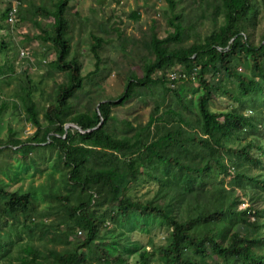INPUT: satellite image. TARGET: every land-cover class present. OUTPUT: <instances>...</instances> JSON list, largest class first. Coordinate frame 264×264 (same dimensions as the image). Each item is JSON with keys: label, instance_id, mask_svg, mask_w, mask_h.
<instances>
[{"label": "trees", "instance_id": "trees-1", "mask_svg": "<svg viewBox=\"0 0 264 264\" xmlns=\"http://www.w3.org/2000/svg\"><path fill=\"white\" fill-rule=\"evenodd\" d=\"M68 1L58 0L53 31L45 30L56 48L54 66L66 69V81L57 86L44 111L46 124L39 120L30 89L23 95L27 117L36 129L27 139L31 142L22 148L45 141L57 148L75 202L68 194H56L54 212H61L63 222L73 220V227L85 230L86 235L70 248L50 245L42 249L26 242L14 264H148L154 253L133 239L131 230L134 223L145 228L153 221L171 227L167 245L160 249L164 264H211V258L221 264H264V117L255 105V101H264V37L255 42L254 22L247 15L253 0H198L199 19L216 21L222 15V22L203 36L194 29V20L183 23L186 18L175 9L176 1L167 0L172 29L161 37L152 31L143 41L149 58L142 66V76L129 74L119 100L124 103L135 96L148 103L151 111L141 125L125 120V131L108 125L112 116L109 102H99L91 110L72 109L70 98L77 96L83 77L79 59L66 58L70 51L65 16ZM36 9L51 14L42 5ZM183 33L195 37L185 43ZM100 47L101 38L95 36L91 51L98 63ZM180 65L182 73L194 72L192 78L200 87L194 108L183 102L177 86L165 85L163 76H151L156 69ZM7 69H13L12 64ZM135 86H143L145 92H138ZM220 94L231 102L217 108L215 97ZM6 103L0 104V114ZM246 107L254 113H247ZM161 120L177 125L144 141L143 134L151 124ZM66 122L78 127L66 128ZM251 131L254 134L246 137ZM230 135L243 140L228 144L225 138ZM10 141L14 145L21 142L16 137ZM214 165L234 173V180L248 195L247 205L234 203V189H226L217 180ZM158 166L174 167L175 173L159 176L154 172ZM140 177L153 178L154 191L144 198L132 197L128 190ZM0 193L4 195L0 204L3 257L11 249V239L1 223L30 213L32 192L7 189L0 182ZM26 227L32 229L33 220ZM131 256H136L134 261L129 260Z\"/></svg>", "mask_w": 264, "mask_h": 264}, {"label": "rangeland", "instance_id": "rangeland-1", "mask_svg": "<svg viewBox=\"0 0 264 264\" xmlns=\"http://www.w3.org/2000/svg\"><path fill=\"white\" fill-rule=\"evenodd\" d=\"M177 12L183 13L186 21H195V28L201 36L210 33L222 22V15L214 21L211 17L199 19L196 13H202L198 0H175ZM19 2V3H18ZM58 0H0V104L6 100V108L0 114V182L7 189L31 191V212L19 217H8L1 223L3 232L11 239V249L0 257V264L17 262L16 256L22 253V245L34 243L42 249L47 246L70 248L75 243L84 240L86 231L73 227V220L62 221L61 212H54L58 200L56 194H68L72 202L75 199L67 188L66 171L61 156L55 146L45 142H35L32 148L24 149L22 144L30 143L27 139L35 131L36 126L27 117L22 97L30 89L36 103L39 120L46 124L44 111L52 101L54 92L62 82L66 81V69L56 68L53 60L56 58V48L46 31H53V13ZM18 6L15 18L8 21L6 9L9 4ZM36 5L44 6L50 15L36 9ZM20 15L23 18H20ZM247 15L254 22L255 42L264 37V2L253 0V6ZM67 20L66 30L70 41V51L66 58L76 56L81 63L83 85L77 90V96L71 97L72 109H93L99 102H109L112 116L108 125L119 131H125L124 121L132 125H141L148 119L151 106L137 97L119 103L120 95L125 89L130 73L142 76V66L149 58L143 41L149 39V34L155 31L158 36H164L170 31L168 20L172 16L167 0H69L65 10ZM38 21V23H36ZM39 35V36H37ZM101 38L99 63L91 51L94 37ZM195 36L183 33L182 39L189 43ZM5 44L8 48H5ZM20 49L28 56H21ZM13 69H7V64ZM183 67L172 69H156L151 76L164 78L165 85L177 86L183 102L190 108L196 105L200 87L192 74L182 73ZM174 69V70H173ZM238 69L245 70L238 66ZM175 77L171 78L170 73ZM213 75H210V78ZM159 86H157L158 88ZM138 92L144 93L143 86H135ZM258 97L257 95L255 98ZM16 102L17 106L13 105ZM231 101L220 94L215 97V107L221 108ZM182 107L181 102L176 103ZM264 117V101H255ZM247 113H254L249 108H243ZM73 122H66L65 127H75ZM177 123H166L161 120L153 122L143 140L149 141L165 133ZM264 130V126L262 127ZM127 130V129H126ZM254 134L252 131L245 135ZM19 138L18 145L11 143L12 138ZM245 137V138H246ZM264 135H261L262 142ZM243 139L230 135L226 143L237 144ZM264 157V156H263ZM253 168L258 167L253 164ZM228 169H231L229 167ZM154 172L159 176L172 177L175 168L158 166ZM213 172L226 189H234L233 198L236 205L243 207L249 203L248 195L233 178V172H222L214 165ZM70 182V181H69ZM156 181L153 178L140 177L129 188L132 197L144 198L153 193ZM254 187V185H253ZM257 187V186H255ZM263 190V189H262ZM4 195L0 193V204ZM255 215L251 216L254 219ZM107 220L108 217L105 216ZM33 220L32 229L26 224ZM107 223V222H106ZM159 223V224H158ZM153 221L145 228L134 223L131 237L138 239L147 249L153 251V257L148 264H164L161 247L167 245L170 226L165 222ZM104 232V229H102ZM66 234L69 236L67 237ZM107 239V238H106ZM136 256H131L134 261ZM211 264H221L217 258L209 259Z\"/></svg>", "mask_w": 264, "mask_h": 264}, {"label": "built area", "instance_id": "built-area-1", "mask_svg": "<svg viewBox=\"0 0 264 264\" xmlns=\"http://www.w3.org/2000/svg\"><path fill=\"white\" fill-rule=\"evenodd\" d=\"M17 9H18V6L17 5H15V4L10 5V8L8 10V16H7V20L8 21H12L15 18V15L17 13ZM27 54L28 53L25 52L23 49H20V55L21 56H28ZM170 77L171 78L175 77V73L174 72H171L170 73Z\"/></svg>", "mask_w": 264, "mask_h": 264}, {"label": "water", "instance_id": "water-1", "mask_svg": "<svg viewBox=\"0 0 264 264\" xmlns=\"http://www.w3.org/2000/svg\"><path fill=\"white\" fill-rule=\"evenodd\" d=\"M74 126L78 127L75 123H72Z\"/></svg>", "mask_w": 264, "mask_h": 264}]
</instances>
